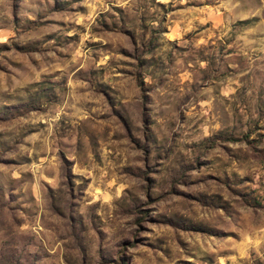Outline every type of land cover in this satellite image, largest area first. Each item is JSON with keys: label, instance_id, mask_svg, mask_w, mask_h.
Segmentation results:
<instances>
[{"label": "rangeland", "instance_id": "rangeland-1", "mask_svg": "<svg viewBox=\"0 0 264 264\" xmlns=\"http://www.w3.org/2000/svg\"><path fill=\"white\" fill-rule=\"evenodd\" d=\"M0 264H264V0H0Z\"/></svg>", "mask_w": 264, "mask_h": 264}]
</instances>
